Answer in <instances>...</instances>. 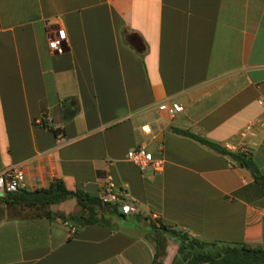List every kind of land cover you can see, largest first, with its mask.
I'll return each instance as SVG.
<instances>
[{"label": "crops", "instance_id": "0c3cea01", "mask_svg": "<svg viewBox=\"0 0 264 264\" xmlns=\"http://www.w3.org/2000/svg\"><path fill=\"white\" fill-rule=\"evenodd\" d=\"M174 129L250 151L264 175V0H0V170L91 197L107 178L136 206L73 235L57 218L2 219L0 264H150L146 217L264 248V186ZM139 145L159 170L126 158Z\"/></svg>", "mask_w": 264, "mask_h": 264}, {"label": "trees", "instance_id": "16d2710c", "mask_svg": "<svg viewBox=\"0 0 264 264\" xmlns=\"http://www.w3.org/2000/svg\"><path fill=\"white\" fill-rule=\"evenodd\" d=\"M178 134L189 136L202 145L225 155L232 163L250 173L253 181L264 186V175L259 173L248 150H229L205 137L186 129H174ZM57 133V130H54ZM73 200L77 212L67 213L53 206ZM123 217L116 204L91 197L83 191L70 190L59 179H52L45 187L26 190L19 188L0 195V220H30L57 218L77 226L108 224L109 217ZM148 230L144 237L152 246L150 264H162L168 238L175 241L176 247L169 264H264V248L248 247L240 243L212 241L205 242L187 234L174 226L147 218Z\"/></svg>", "mask_w": 264, "mask_h": 264}, {"label": "built area", "instance_id": "2783aa9c", "mask_svg": "<svg viewBox=\"0 0 264 264\" xmlns=\"http://www.w3.org/2000/svg\"><path fill=\"white\" fill-rule=\"evenodd\" d=\"M65 40L64 30L59 28L55 33L47 40V48L51 51H58ZM159 111L165 112L168 116L173 115L181 110V106L177 102H159L156 105ZM251 124L247 123L243 127V131L248 130ZM144 132H148L149 128H142ZM55 144H59L64 141L62 136L58 133L55 134ZM126 158L135 164L139 169L145 167H151L153 170H159L161 166V159H153L151 153L146 151L142 145L128 150L126 152ZM23 186V173L15 167H5L0 170V195L4 192H13ZM113 185L110 180L105 178L104 183L100 187L99 196L103 201L114 203L118 211L122 214H127L136 211L135 201L131 198L125 190L120 189L114 191ZM67 227L69 235H73L76 231L75 226L68 221H62Z\"/></svg>", "mask_w": 264, "mask_h": 264}, {"label": "rangeland", "instance_id": "374dc122", "mask_svg": "<svg viewBox=\"0 0 264 264\" xmlns=\"http://www.w3.org/2000/svg\"><path fill=\"white\" fill-rule=\"evenodd\" d=\"M53 208L60 210L62 212H68V213L77 212V207L75 206L73 200H67L61 204L53 206Z\"/></svg>", "mask_w": 264, "mask_h": 264}]
</instances>
